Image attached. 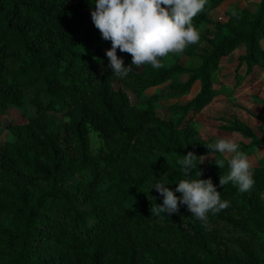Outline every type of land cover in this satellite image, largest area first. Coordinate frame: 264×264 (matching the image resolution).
Instances as JSON below:
<instances>
[{
    "label": "trees",
    "instance_id": "1",
    "mask_svg": "<svg viewBox=\"0 0 264 264\" xmlns=\"http://www.w3.org/2000/svg\"><path fill=\"white\" fill-rule=\"evenodd\" d=\"M222 1L208 0L193 20L200 40L182 54L192 65L171 55L160 69L146 64L120 78L105 56L111 43L91 22L94 0H0V115L25 118L10 122L11 136L0 142V264H264V155L249 191L219 187L227 158L206 148L213 142L191 118L221 94L212 73L236 47L234 85L242 66L243 76L264 70V0L232 6L224 21L207 19ZM117 55L130 65V54ZM114 81L141 100L131 103ZM195 82L190 99L167 105L166 119L156 115L159 100L189 93ZM256 117L264 123V114ZM217 121L247 140L237 141L247 155L264 147L260 125L257 134L237 117ZM189 151L211 156L199 178H211L230 202L208 214L207 226L185 205L160 217L149 211L163 201L155 183L175 191L186 178L177 160Z\"/></svg>",
    "mask_w": 264,
    "mask_h": 264
},
{
    "label": "clouds",
    "instance_id": "2",
    "mask_svg": "<svg viewBox=\"0 0 264 264\" xmlns=\"http://www.w3.org/2000/svg\"><path fill=\"white\" fill-rule=\"evenodd\" d=\"M207 3L208 0H94L91 22L101 39L111 43L110 49L105 51L111 72L124 78L134 68L146 64L160 69L164 67L161 62L164 58L182 55L190 45L199 43L201 32L193 20L204 11ZM232 15L237 16L235 9ZM117 50L130 54V65L124 66ZM206 148L227 158L228 172L219 177V187L229 182L240 192H247L253 187L252 162L245 152L239 150L236 139L219 137ZM205 159V156L189 151L177 160L186 178L176 183L175 191L166 187L165 183L154 184L163 201L162 205L155 203L151 206V215L175 214L179 212L180 205H185L191 216L207 226L209 213L217 214L230 206L228 200L221 198L211 178H199L203 173L198 170V165ZM215 164L224 168L225 161L215 158ZM194 169L198 178L190 176ZM152 199L155 200L154 197Z\"/></svg>",
    "mask_w": 264,
    "mask_h": 264
},
{
    "label": "rangeland",
    "instance_id": "3",
    "mask_svg": "<svg viewBox=\"0 0 264 264\" xmlns=\"http://www.w3.org/2000/svg\"><path fill=\"white\" fill-rule=\"evenodd\" d=\"M248 1L256 0H223L216 8L209 11L207 14V19H217L219 21H224L226 12L234 5L241 6ZM264 45V40H262ZM242 52V46L236 47L228 55L222 57L219 60L217 69L212 73L213 87L217 90H222L223 86H230L232 84L234 77V66L235 59L238 54ZM170 61V56L167 57ZM179 61L183 65H192L193 61L190 58L182 55ZM244 66L238 69L242 80L239 85H234L235 88L229 89L226 87V91L229 96L213 98L208 105L202 107L199 112L192 115V123L194 124L197 132L207 138L209 137L214 143L219 137H233L236 140H241L237 133L222 132L219 128V122L217 118L224 117L226 119L237 117L248 124L257 134H260L257 130V126H261L263 129V124L256 117L264 114V73H261V69H257L259 73L249 72L243 76ZM185 78L184 75L175 76L174 80L181 81ZM113 88H122L131 103L136 104L141 100L142 97H138L133 94L128 88L123 87L118 81L112 83ZM160 86L151 87L143 91L142 96L146 97L152 94L156 88ZM249 86V88H247ZM237 87V88H236ZM246 87V89H245ZM198 89V83L195 82L189 93H186L178 98H171L168 100H159V106L155 109V113L158 117L166 119L167 111L165 107L172 103H184L190 99L196 90ZM25 118L21 113L16 111H8L5 114L0 115V142L9 139L10 133L6 129V126L10 122H22ZM264 130V129H263ZM247 141V140H245ZM250 157L253 167L257 166L260 159L258 157ZM223 157H225L223 155ZM211 156H206L204 163L210 160ZM226 158V157H225ZM262 201L264 203V193H262Z\"/></svg>",
    "mask_w": 264,
    "mask_h": 264
},
{
    "label": "crops",
    "instance_id": "4",
    "mask_svg": "<svg viewBox=\"0 0 264 264\" xmlns=\"http://www.w3.org/2000/svg\"><path fill=\"white\" fill-rule=\"evenodd\" d=\"M260 45L264 48V45L262 44V40H261V42H260ZM257 69H261V71H259V72H261V73H264V70L262 69V68H260L259 66H253V68H252V72H255V73H259L258 72V70ZM233 75H232V79H233ZM240 84V83H239ZM238 84V85H239ZM213 86V85H212ZM226 87L228 88V90L229 89H233V88H235L234 87V80H233V82H232V84H230V86H223V88H222V91H221V94H219V95H217V96H215L214 98L216 99V98H218V97H225V95H223L224 93H226L227 91H226ZM214 88V87H213ZM237 88V87H236ZM247 88H249V86H247ZM245 89H246V87H245ZM229 96V95H228ZM213 101V100H212ZM211 102V101H210ZM209 102V103H210ZM206 105H208V103L206 104ZM205 105V106H206ZM204 107V106H203ZM240 119V118H239ZM243 121V120H242ZM264 125V124H263ZM263 129H264V126H263ZM221 131L222 132H229V131H225V130H222L221 129ZM232 133V132H231ZM233 133H236V132H233ZM238 134V133H237ZM238 137H240V139L242 140V141H244L245 142V140L246 139H243L239 134H238ZM238 141V140H237ZM254 155H256L255 157H258L259 159H261V157L264 155V147L263 146H259V147H257L256 149H255V152L253 153V154H251V155H248V157H249V159H250V157H253Z\"/></svg>",
    "mask_w": 264,
    "mask_h": 264
}]
</instances>
